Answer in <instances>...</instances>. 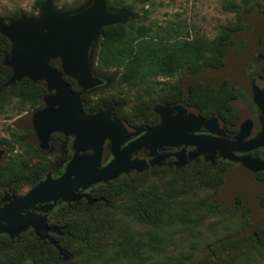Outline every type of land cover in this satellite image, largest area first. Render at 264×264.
I'll return each mask as SVG.
<instances>
[{
    "label": "trees",
    "instance_id": "trees-1",
    "mask_svg": "<svg viewBox=\"0 0 264 264\" xmlns=\"http://www.w3.org/2000/svg\"><path fill=\"white\" fill-rule=\"evenodd\" d=\"M82 1L74 0L72 5ZM42 2L35 0L32 12ZM107 4L135 13L133 1L107 0ZM238 6L227 3L238 21L222 27L213 38L192 35L179 22L150 21L149 9L144 7L143 18L104 26L94 68L119 70L114 84L118 90L84 94L83 110L109 108L119 119L139 124L156 116L153 104L185 99L202 116L218 111L234 124L230 100L236 92L201 82L185 90L170 79L185 70L199 72L223 65L233 36L247 28ZM244 7L264 13V0H248ZM18 15L15 9L0 13V18ZM9 49V39L0 34V112L9 107L17 112L41 108L46 93L43 81L24 77L8 84L12 69L2 59ZM50 63L58 66L60 62L52 59ZM65 80L71 89L79 90L74 79L66 76ZM29 133L19 129L10 131L9 138L0 136V145L9 151L0 162V187L13 194L34 186L49 166L48 157L25 139ZM226 168V164L199 160L135 171L100 183L91 192L92 204L63 206L49 217L48 223L61 230L51 236L54 243L32 230L13 238L0 234V264H256L264 255V225L238 236L240 228L248 225L249 207L240 197L234 207L213 199L224 183Z\"/></svg>",
    "mask_w": 264,
    "mask_h": 264
},
{
    "label": "water",
    "instance_id": "water-1",
    "mask_svg": "<svg viewBox=\"0 0 264 264\" xmlns=\"http://www.w3.org/2000/svg\"><path fill=\"white\" fill-rule=\"evenodd\" d=\"M137 17L130 10L108 5L107 0H85L74 8L63 10L55 7L54 0H43L37 15L20 13L8 20L0 18V34L10 41V49L2 59V63L12 69L8 84L26 77L33 82L43 81L49 91L44 97L45 107L34 112L26 120L25 126L33 130V136L41 138L45 144L52 132H63L73 135L80 148L94 150L92 155L75 156L67 171L59 178L47 176L25 194L15 196L11 202L0 206V234L13 238L31 227L41 239L54 243L48 231L61 233V230L49 227L44 216L22 214L21 210L37 202L60 198L70 201L82 196L91 204L89 194H77L75 190L116 179L121 173H128L131 169L141 171L142 165L124 162L133 150L143 145H151L155 150L158 145L172 140L175 143L197 146L198 151L193 154L207 153L206 159L212 160L219 151L224 157L248 161L257 168L264 167V161L237 157L232 152L264 145V90L258 88L248 77H243L239 86L252 96L263 115L261 131L248 142H242L241 138L239 141H231L208 134L187 133L192 128L178 126L169 116L171 107H157L162 123L120 151L118 144L126 135L122 122L111 119L109 110L91 114L83 111L81 92L71 90L65 76L74 79L83 92L106 89L113 85L119 72L109 77L94 69L102 28L117 23L125 24ZM251 36L253 32L246 38H253ZM52 59H59V67L51 65ZM103 80L106 83H102ZM107 138L112 141L115 157L105 167L96 170L95 166L100 161ZM3 153L4 149L0 148V160ZM155 162L158 161L153 160L151 164Z\"/></svg>",
    "mask_w": 264,
    "mask_h": 264
},
{
    "label": "flooded vegetation",
    "instance_id": "flooded-vegetation-1",
    "mask_svg": "<svg viewBox=\"0 0 264 264\" xmlns=\"http://www.w3.org/2000/svg\"><path fill=\"white\" fill-rule=\"evenodd\" d=\"M253 11L258 12L259 14L262 15V17H264V13L259 12L257 9H254ZM246 23H247V28L243 31L252 32L254 25H252V23L250 24L247 21ZM233 38H234V43L230 47L229 53L226 56L223 65H221L218 68H209L199 72L190 71L191 73H193L191 74L192 80H190V82L188 83H182V82L179 83H181L183 87H185V90L191 83L201 82L204 85H210L215 87H226L227 89H231L234 92H236V96L230 100L231 111L236 114V122L234 124L230 123V121L228 122L227 120L223 119L218 111H216L214 114H211L209 116H202L199 113V110L195 108L193 105L188 104L185 99H180L177 102L169 103V104L166 103L153 104L152 108L156 116L152 119L141 121L139 124L119 119L118 117L112 114V111L109 108H104L94 112H85L84 110L83 111L87 114H91V113H98L103 110H109L111 119H119L122 122L126 131V135L125 138L121 140L120 143L118 144V148H119L118 150L120 151L126 148L129 144H132L136 139L140 138L149 130L153 128H157L162 123L161 120L162 116L159 112L156 111L157 107H161V108L171 107V111L169 113L170 118L180 127L192 128V130H187L186 131L187 133L194 132L195 134H208L231 141H239V139L241 138L240 140L242 142H248L251 139L255 138L261 131L262 119H263L262 111L259 108V106L256 104V102L253 100L252 96L243 87H240L239 85L233 83L232 77L230 76V71L233 68V57L239 56L241 53H243L245 48L248 47L249 42L252 41L255 42L253 45H251V55L242 73L244 77L246 78L248 77L249 79H252L254 84L258 88L264 90V72H262L264 66V33H262L260 37L251 38V39L241 38V37L238 38L235 35L233 36ZM59 65L56 67H59ZM95 71L97 73H110L109 77H111L112 73L117 70L104 69L102 71H97L95 69ZM203 73L207 75H205V77L203 75L202 77L199 76ZM102 83H106V80H103ZM112 86L113 85H111L106 89H100L91 92L88 91L83 92L79 86H78L79 90H73L71 88L70 89L75 92H81V98H82L84 94L98 93L107 90ZM48 93L49 91L46 89V93L43 96L42 107L33 110L29 109L31 113L24 119L23 122H21L23 126L21 125L22 127L18 128V129H28L30 131V133L25 137V139H29L33 141V143L40 149L41 153L45 154L46 157H48L49 159L48 169L44 174V176L34 186L29 187L27 190H24L19 194L10 193L6 189L0 187V191H1L0 206H4L5 204H8L14 199L15 196H20L25 194L30 189L35 187L38 183L45 180L47 176H50V178L52 179L59 178L67 171L71 161L75 156L94 154L93 149L80 148L76 144L75 137L73 135L65 134L63 132H52L49 135V140L45 144L42 142L41 138L33 136L34 134L33 130L25 126L26 120L34 112L39 111L45 107L44 97ZM236 101H241L240 103L244 102V105L242 106L243 110L240 108H239L240 111L238 110V106L237 104H235ZM202 121H205V123H203ZM240 135L241 137H239ZM173 139L176 140V138ZM2 147L3 146L0 145V148ZM197 151L198 148L195 145L175 143V141L171 140L170 142L158 145L155 150H153L151 145L150 146L143 145L141 147L136 148L135 150L132 151L130 156L127 159H125L124 164H127L129 161L135 162L137 164L142 165L143 166L142 170H144V169L154 168L158 166H166V165L183 166L202 160L205 162H209L211 164H219V163L226 164L227 168L225 170V173L228 169H230L236 171V174L237 173L242 174L244 177L248 172L251 171L254 172L253 176L257 180L264 179V167L257 168L251 166L248 163V161L245 162V161L224 157L219 151H217L213 156L212 160H210L205 158L207 153H197L194 155L193 153ZM232 152L237 157H246L249 160L253 159L258 162L264 161V145L251 150H246V151L233 150ZM4 155L5 154L3 153V158L0 160V162L5 158ZM114 157H115V152L112 145V141L107 138L103 144V150L101 153L100 161L95 166V169L100 170L101 168L105 167ZM153 160H156L158 162L151 164V161ZM135 171L137 172L136 169H131L128 173H121L119 176L123 174H129ZM106 182H97L87 185L84 188H78L75 190V193L89 194L92 204L93 201L95 200L91 198V192L93 188L100 183H106ZM237 197L239 196L235 197V202ZM81 202L88 205L90 204L87 201L86 197L84 196L76 200H70V201H66L60 198L55 201L37 202L34 205L21 210V213L22 214L34 213L44 216L45 223L49 227L57 228L51 225L50 223H48L49 217L52 214H54L60 207L64 206L67 208H74V206H76L78 203ZM29 230H32L34 232V230L31 227L26 229L24 232H27ZM54 233L56 232L48 231V234L50 236H52Z\"/></svg>",
    "mask_w": 264,
    "mask_h": 264
},
{
    "label": "rangeland",
    "instance_id": "rangeland-1",
    "mask_svg": "<svg viewBox=\"0 0 264 264\" xmlns=\"http://www.w3.org/2000/svg\"><path fill=\"white\" fill-rule=\"evenodd\" d=\"M74 0H54V5L57 9H70L76 6L72 5ZM83 0L82 2H84ZM135 2V13L139 18L144 17L142 7L149 9V20L157 22L159 24H168L170 22H179L183 24L186 29L192 35H203L208 38L215 37L225 25H234L238 21V15L227 7V3L230 1L238 3V9L244 21L254 25L253 38L260 37L264 33V17L255 11H245L244 3L248 0H150L146 4H142L140 0H126ZM35 0H0V13H6L7 11H13L17 9L20 13L27 15L39 14V8L36 12H32V5ZM81 2V3H82ZM68 4L64 7V4ZM249 5V4H248ZM148 20V21H149ZM252 32H238L235 34L238 38H246L249 33ZM255 40V39H253ZM255 42H249L248 47L245 48L243 53L239 56L233 57V68L230 71L233 83L239 85L243 80V70L249 61L251 55V45ZM248 57V58H247ZM115 71L112 73H118ZM110 74V73H106ZM188 70L182 71L172 77L170 80L177 82L188 83L192 80V75ZM205 77L207 74H201L199 76ZM115 84V83H114ZM114 84L111 88L104 90L106 93H112L118 89L114 88ZM100 90V89H98ZM102 92V91H101ZM130 98L133 101L132 94ZM236 101L238 110H243L242 106L244 102ZM240 108V109H239ZM30 110L17 112L9 107L7 112H0V136L10 137V131L19 130L22 127L24 119L30 114ZM22 125V126H21ZM4 149V157L9 156V151L6 147ZM3 158V157H2ZM254 172H248L243 177L242 174L236 171L228 169L225 173V180L223 185L219 188L213 199L222 206L234 207L236 205L235 197L239 196L242 199V203L249 207L248 225L240 228L238 236L246 234L257 226L264 225V208L261 206V202L264 199V179L257 180L253 176ZM28 187L23 189L27 190ZM239 228V227H238ZM256 264H264V255L259 258Z\"/></svg>",
    "mask_w": 264,
    "mask_h": 264
}]
</instances>
